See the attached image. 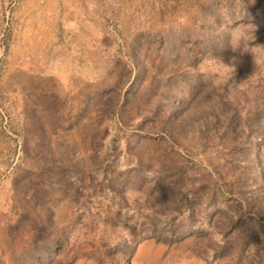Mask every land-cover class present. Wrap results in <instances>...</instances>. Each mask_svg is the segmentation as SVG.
I'll return each mask as SVG.
<instances>
[{
	"label": "rangeland",
	"instance_id": "1",
	"mask_svg": "<svg viewBox=\"0 0 264 264\" xmlns=\"http://www.w3.org/2000/svg\"><path fill=\"white\" fill-rule=\"evenodd\" d=\"M0 264H264V0H0Z\"/></svg>",
	"mask_w": 264,
	"mask_h": 264
},
{
	"label": "clouds",
	"instance_id": "2",
	"mask_svg": "<svg viewBox=\"0 0 264 264\" xmlns=\"http://www.w3.org/2000/svg\"><path fill=\"white\" fill-rule=\"evenodd\" d=\"M76 53H65L59 57H53L48 64V67L44 70V74L48 77L62 80V69L65 65L78 69L80 78L89 82H95L101 79L104 75V69L98 65H89L87 63L78 64L76 61Z\"/></svg>",
	"mask_w": 264,
	"mask_h": 264
}]
</instances>
